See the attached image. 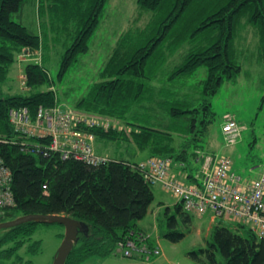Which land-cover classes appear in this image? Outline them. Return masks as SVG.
Returning <instances> with one entry per match:
<instances>
[{
	"label": "trees",
	"instance_id": "1",
	"mask_svg": "<svg viewBox=\"0 0 264 264\" xmlns=\"http://www.w3.org/2000/svg\"><path fill=\"white\" fill-rule=\"evenodd\" d=\"M26 2L0 0V159L11 173L9 189L12 197L10 204L0 206V223L28 214L66 215L90 227L88 235H80L66 264H83L90 258L105 257L115 251L123 256L129 241L135 242L136 246L131 258L145 261V253L138 248L143 245L157 247V244L153 239L143 241L141 237L150 234L138 224L148 215L155 193L154 186L129 165L131 161L107 155L106 162L94 166L74 157L63 159L60 152L43 148L50 143V136L27 135L17 130L10 120L11 109L26 108L35 121L40 107L50 109L58 104L54 90H40L51 84V80L38 62L31 61L25 67L24 85L30 90L29 94L11 96L1 88L17 57L25 51L33 54L41 47L38 34L12 19ZM46 2L51 3L54 15L61 7L67 15H76L80 25L76 38L64 54L59 73L62 77L77 62L79 55L89 50L88 41L100 24L107 0H38L41 8ZM200 2L137 0L140 8L159 16L156 31H153V18L144 29V43H139L137 34L124 35L101 71L102 80L95 82L74 108L86 114L125 120L131 128L129 134L115 128L106 131L85 125L78 129L93 133L96 141L111 143L121 139L132 143L137 152L145 153V157L169 158L173 163H180L184 165V171L192 170L189 179L193 182H199L203 177L204 155L209 153L205 137L217 119L211 97L224 81H232L242 71L231 58L240 18L246 16L247 22L258 29L264 59V0H214L213 4L202 1L203 6ZM217 4L221 5L212 8ZM207 12L209 15L204 17ZM186 36L208 38L209 43L201 44L187 54L167 80H187L197 68L206 67L207 80L201 89L193 91L200 94L199 97L183 95L182 91L157 81L156 72H148L150 60L160 47L167 43L174 47ZM135 40L137 43L133 48ZM153 82L157 84L153 85ZM177 89L183 90V87ZM35 90L38 91L33 92ZM202 108L210 115L209 119L200 116ZM161 112L165 117L155 120ZM37 146L42 147V151L39 152ZM193 170L197 171L196 178ZM169 210H166L168 228L164 237L177 243L185 236L177 230V215L187 223L191 222V216L179 203L175 205L176 215L170 216ZM37 224L29 222L1 231L0 249L8 242L13 246L4 249L0 257H16L14 264H21L22 258L17 256V251L31 239ZM243 227L241 224L235 229L222 223L215 225L207 248L189 255L199 262L211 264H216L217 254L223 257L225 264H264V237L251 229L242 235L240 229ZM121 242L124 243L122 250L119 248ZM38 250V244L31 246V253Z\"/></svg>",
	"mask_w": 264,
	"mask_h": 264
},
{
	"label": "rangeland",
	"instance_id": "2",
	"mask_svg": "<svg viewBox=\"0 0 264 264\" xmlns=\"http://www.w3.org/2000/svg\"><path fill=\"white\" fill-rule=\"evenodd\" d=\"M202 1L213 4L214 0ZM220 5H214L212 8L217 9ZM50 7V2H46L41 8L38 0H27L21 11L12 15L14 21L20 22L39 35L41 47L39 51L33 52L31 60L20 61L17 57V62L10 67L8 78L1 88L5 94L11 96L29 94L30 90L23 84L25 67L31 61L38 62L47 71L51 80V84H46L40 90H54L58 101L57 106L62 108H75L77 102L88 94L93 84L102 80L101 71L118 47L122 37H125L124 35L137 34L139 43H144V29L148 28L154 18L153 31H156L159 19V16H154L153 12L140 8L137 0H107L100 24L88 41L89 50L79 55L77 62L60 77L64 54L76 38L80 25H78L76 15H67L61 7L58 9V14L54 15ZM194 9L197 8L194 7ZM207 15H209L208 12L203 16ZM238 25L231 47V58L241 66L242 71L232 81H224L220 90L211 97L212 110L217 119L210 127L205 140L211 155H227L231 158L233 171L241 176L244 182L256 178L264 165V59L263 44L258 29L247 22L246 16L239 19ZM202 40L201 37L190 39L186 36L181 38L174 47L168 43L160 47L150 60L148 72H156L157 81L165 82L166 86L176 91H182L183 95L199 97L200 94L193 93V91L197 88L201 89L207 80L206 67L197 68L194 75L188 77L187 80L170 81L167 77L171 76L176 67L184 62L187 54L199 45L209 43L208 38ZM136 43L135 40L133 48L136 47ZM201 81L204 82L201 83ZM177 87H183V90ZM36 91L38 90L33 92ZM206 112L204 108L200 111V116L204 120L210 117ZM93 115L104 118L110 123L106 131L115 128L130 133L131 128L125 120L109 117L110 120L102 115ZM157 117L154 119L158 121L165 117L164 112L157 113ZM229 117H233L241 125L235 135L237 141L231 146H227L220 130L222 121ZM242 126L245 128L243 129ZM95 149L103 156L108 155L111 158L133 162L145 157V153H137L132 143L121 139L111 143L97 140ZM178 179L189 183V180L180 176ZM161 190L160 187L154 186L155 200L151 205V213L139 224L144 227L149 226L153 230L149 233L150 235L142 236V239L143 241L147 238L148 241L158 240L162 255L157 258L152 256V261L145 262L141 259H132L133 255L128 256L122 253V256L115 251L105 257L90 258L83 264H211L208 261L199 262L189 253L207 248V241L210 240L215 225L222 223L235 229L238 222H223V219L218 217L217 223L211 224L210 214L200 215L190 212L191 222L187 223L182 216L177 215V230L183 232L185 236L180 242L173 243L164 237L168 228L166 210L169 207V215H176L175 203L177 205L179 199ZM250 227L252 225L245 224L240 229V233L244 235ZM64 234V226L60 224H37L31 239L26 240L25 245L17 251V256L22 258L21 264H53ZM11 243L2 244L5 246L0 249V256L4 249L13 246ZM36 244L39 245L38 252L31 253V246L34 247ZM15 259L16 257L12 259L0 257V264H14ZM216 264H225L220 254L216 256Z\"/></svg>",
	"mask_w": 264,
	"mask_h": 264
},
{
	"label": "built area",
	"instance_id": "3",
	"mask_svg": "<svg viewBox=\"0 0 264 264\" xmlns=\"http://www.w3.org/2000/svg\"><path fill=\"white\" fill-rule=\"evenodd\" d=\"M29 55L27 51L22 58ZM9 116L16 129L27 135L50 136V143L43 148L60 152L63 159L74 157L94 166L108 160L94 152L95 136L78 129L81 125L108 128L110 123L103 118L61 110L58 107H40L35 121L31 119L26 108L11 109ZM239 128L234 120H228L223 126L228 144L236 141L235 135ZM36 148L39 152L42 151V147ZM170 164V159L152 157L132 167L139 170L151 184L160 185L165 191L176 196L185 210L198 214L212 211L217 217L232 218L250 224L254 233L264 237V170L260 177L243 182L242 178L232 171V163L228 157H220L213 164L207 159L202 169V184L197 186L185 185L176 179L170 173ZM10 181V170L0 159V206L11 203ZM126 246L128 248L124 251L125 255L131 256L132 251L136 249L135 242L129 241ZM123 247L124 243L121 242L119 248L122 250ZM138 250L145 253L146 261L161 253L159 247L149 248L147 245Z\"/></svg>",
	"mask_w": 264,
	"mask_h": 264
},
{
	"label": "water",
	"instance_id": "4",
	"mask_svg": "<svg viewBox=\"0 0 264 264\" xmlns=\"http://www.w3.org/2000/svg\"><path fill=\"white\" fill-rule=\"evenodd\" d=\"M29 222H35L38 224L56 223L64 226L65 234L54 258L53 264H66L68 257L80 240V235H88L90 231V227L87 223L66 215L28 214L17 217L14 220L1 222L0 232Z\"/></svg>",
	"mask_w": 264,
	"mask_h": 264
},
{
	"label": "crops",
	"instance_id": "5",
	"mask_svg": "<svg viewBox=\"0 0 264 264\" xmlns=\"http://www.w3.org/2000/svg\"><path fill=\"white\" fill-rule=\"evenodd\" d=\"M229 118H232V117H229ZM227 120V119H226ZM226 120H224V121H222V123H224ZM227 146H231V145H227ZM208 150V149H207ZM209 151V150H208ZM137 153H139V152H137ZM208 154H210V152L208 153ZM217 156V155H216ZM227 156V155H226ZM145 158H147V157H144V158H142V159H140V160H143V159H145ZM140 160H138V161H140ZM198 165V164H197ZM183 167H184V165H182V164H180V163H178V164H176V163H173L172 162V166H171V172L173 173V174H175L176 176H180V177H182V178H184L185 180H189V183H194L193 181V179H189V174H191V172H192V170L190 169H186V171H184L183 170ZM263 167H264V165L262 166V168H261V171H260V173H259V175L262 173V170H263ZM181 174V175H180ZM193 175H195V178H196V176H197V171L196 170H193ZM196 181V180H195ZM158 187H160V186H158ZM160 189H162L163 190V188L162 187H160ZM161 190V191H162ZM163 191H165V190H163ZM166 192V191H165ZM168 193V192H167ZM175 202H176V200H175ZM175 205H176V203H175ZM169 208V207H168ZM159 210H160V207L158 208ZM151 213V208H150V210H149V213H148V215ZM208 214H210V213H208ZM147 215V216H148ZM204 215H206V214H204ZM146 216V217H147ZM145 217V218H146ZM144 218V219H145ZM143 219V220H144ZM223 220V222L224 221H230V222H235L233 219H231V218H228V219H225V218H222ZM143 220H141V221H143ZM217 220H218V217L217 218H214V216H213V214L211 213L210 214V223L211 224H215V223H217ZM140 221V222H141ZM139 226H140V224H138ZM236 225V224H235ZM143 230H147V232H149V233H151L153 230H151L150 229V227L148 226V227H144V226H140ZM155 228V227H154Z\"/></svg>",
	"mask_w": 264,
	"mask_h": 264
}]
</instances>
